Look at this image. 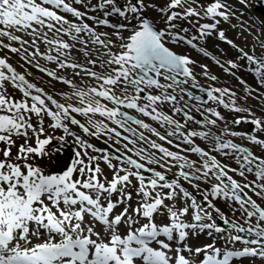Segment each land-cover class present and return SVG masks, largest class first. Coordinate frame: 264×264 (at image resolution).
<instances>
[{
	"label": "snow or ice",
	"instance_id": "snow-or-ice-1",
	"mask_svg": "<svg viewBox=\"0 0 264 264\" xmlns=\"http://www.w3.org/2000/svg\"><path fill=\"white\" fill-rule=\"evenodd\" d=\"M227 8L225 0H97L96 4L91 0H0V51L18 54L24 64L71 87L72 92L62 93V99L75 98V103L59 102L0 58V264H243L244 260L264 264V206L248 194L264 201V155L225 139L240 138L264 152V119L251 108L239 106L231 89L202 88L191 67L196 61L167 46H189L211 59L244 86L242 100L255 99L264 106L260 91L264 51L260 56L250 54L227 39L218 28L221 20L230 18ZM150 9L158 14V21L146 15ZM201 19L211 22L200 23ZM180 22L196 28V34ZM101 26L111 31L98 33L96 27ZM209 37L235 48L236 60L222 63L198 46ZM40 44L48 51L41 52ZM73 51L83 54V63ZM38 58L97 83L80 88L57 75V69L41 66ZM96 67L99 72L93 70ZM199 67L207 79L218 80L207 65ZM241 69L252 74L259 87L252 88L233 71ZM9 86L21 97L13 96ZM189 86L205 92L206 99L193 94ZM209 102L232 113H247L231 123L254 127L248 132L232 130L216 108L205 107ZM164 104L171 106V114L160 110ZM193 107L203 119L195 120ZM121 109L150 118L166 134ZM73 114L89 117L94 131ZM90 114L105 117L130 135L122 136L121 131L93 121ZM177 114H182L183 123L174 119ZM45 117L51 121L48 128L62 130L63 135H48ZM218 120L225 127L216 135L208 126H217ZM193 121L207 130L188 129ZM69 125L78 126L85 136L108 135L116 144L124 140L125 152L96 148ZM132 125L149 130L178 151L137 133ZM69 136L75 145L70 165L62 172H46L50 163L59 162L58 154L64 152ZM196 138L209 141L211 147L201 148ZM89 149L99 154L91 155ZM101 161L111 171V179ZM174 167L178 170L170 179L167 173ZM221 201L234 219L218 206Z\"/></svg>",
	"mask_w": 264,
	"mask_h": 264
},
{
	"label": "rangeland",
	"instance_id": "rangeland-1",
	"mask_svg": "<svg viewBox=\"0 0 264 264\" xmlns=\"http://www.w3.org/2000/svg\"><path fill=\"white\" fill-rule=\"evenodd\" d=\"M69 2H70V0H69ZM91 3L96 4L97 0H91ZM81 8H83V7L81 6ZM88 14L89 15H96V13H93V12H89ZM229 16H230V18L228 20L229 26L223 25V28H224L223 30L226 34V37L231 38L233 43L236 44L239 48H243L244 51L250 52V54L254 51L257 56H260L262 51H264V49L261 48V45H264V35L259 31L258 28H255V26L252 25L244 17V15H242L239 11H237V13H234L233 16L232 15H229ZM259 20L262 23V25L264 26V20L262 18H260ZM89 24L92 25V21H90ZM96 31L99 33V32H108L111 30L106 28V27L101 26V27H96ZM127 34H128L127 32H124L125 36H127ZM49 35L51 36V33ZM26 38H28V39H26ZM212 38L213 37L207 38L208 43L207 42H205V43H206V45H208L209 42L212 44L211 48H213L215 53L222 58L221 60L223 62H225L227 60H232V59L236 60L237 56L239 55V52L235 48L230 47L228 44H225L224 42H221L218 39L214 38V40H213ZM24 39L29 40L30 37L25 35ZM63 39H65L69 43H71V41L68 40L67 36L63 37ZM5 43H8V41L6 39H5ZM13 46L19 47V45L15 44V43H13ZM77 47L79 48L81 46L77 45ZM89 47H91V45H89ZM40 50L42 52L48 51V49L43 51L42 48ZM113 50L116 51L117 49H113ZM0 52H2L4 54V56L13 65V67L16 69L17 72L22 73V74H24V73L28 74V70H29L32 73L33 78L36 81L40 82L42 85H44L45 90L47 92H49V93L52 92L55 95V97L61 103H75V98H73L71 100H64L61 97L62 93H69L70 94L72 92L71 87L62 84L59 81L52 80L47 75H42L41 73H39L37 71V69L35 67L24 64V61L20 59V56L18 54H13V53L9 52L7 49L0 51ZM49 54H55V53L49 52ZM72 55L81 63H83L85 60V58L81 52L73 51ZM92 58L93 59L96 58V53H92ZM38 60H39V64L45 68L57 69V66L54 63L48 62V61L44 60L43 58H38ZM203 60H204L203 58L199 59L197 65H201V64L207 65L208 69L210 70V74L216 75L218 77V80L214 82V81L207 79L205 76L202 75V69L199 66H195V71L198 74L197 76L203 77L208 82L209 87L211 86V87H216V88L217 87L218 88H225V87L226 88H233L235 90V92L237 93V96H236L237 104L239 106H242L245 108H251L252 112H254L257 117H261L262 119H264V110H262V108H264V106H262L255 99L249 98L246 101L242 100L241 97H243L245 95L244 86L241 85L239 83V81L234 76L224 73L223 69L220 68L219 66H217L216 64L211 63V62L208 63V62L203 61ZM239 63L244 64L245 61L241 60V61H239ZM22 64L24 65L23 67H21ZM89 67H91V66H89ZM26 69H27V71H26ZM93 70H95L97 72L100 71L99 67H96ZM234 71H236L237 76H239L240 78L245 80L246 83L249 86H251L252 88L253 87L254 88L259 87L257 80L254 78V76L252 74H250V73H248L242 69L241 70H234ZM57 75L65 76L66 78L72 80L73 83L80 88L90 87V86L94 85L92 83H95V84L97 83L95 80H93L89 77H84L83 79H81L80 77L74 76L71 69H64V70H58L57 69ZM261 89H262V92H264V88H261ZM9 92H11L12 95L15 96L16 98L21 97V93L18 90L13 91L10 86H9ZM102 102H104V101H102ZM214 106L218 107L216 104H214ZM93 115L96 117H100L99 114H93ZM228 116H229V118L227 119V121H228L227 126L229 128H235L234 125L231 124V122L239 116H247V113L228 112ZM79 119L82 120L85 124H87L88 118H85V117L79 115ZM102 119L105 120V117H102ZM50 123H51L50 119L45 117V129H46V132L48 135H55L57 137L60 135H63L62 130H56L55 132H53L52 129L48 128V124H50ZM224 126H225V124H224ZM69 127L78 129V127H76L75 125H69ZM253 127L254 126H252L250 129H252ZM210 129L213 133L217 132V130H215L214 128H210ZM239 129H246V128H244V126H242V125H239ZM246 131L248 132L249 129H246ZM76 134L80 135L78 133H76ZM261 137L264 138V134H262ZM67 138L70 139L71 141L73 140V138L71 136L66 137V139ZM88 151L91 155H98L97 153H94V151H91L90 149ZM13 155H15V149L13 150ZM58 155L60 156L59 162L58 163H50L49 169H45L46 172H48V173L49 172H62L61 169L63 168L62 165L64 164V162L66 160V155L65 154H58ZM258 155H264V154H258ZM220 159H223V158L220 157ZM45 160H46V158H45ZM225 162L231 163V165H235V164H233L232 161H225ZM113 163H117V161H113ZM40 166H41V164H40ZM100 166H101V168H103L104 174L110 179L111 178V171L107 168V166L102 161L100 162ZM50 168L57 169V170L51 171ZM230 174H232V173H230ZM234 178L241 179L239 176H234ZM249 179H252V177L250 176ZM133 183H135V181H133ZM248 194L252 195L253 199H257V202L262 204V206H264V201H260L251 192H249ZM218 206H220L222 208V210L229 217H231L233 219L235 218L232 216V214L228 210V208L223 205V201H221ZM115 211L118 213L120 211V208L116 209ZM238 215H239V213L236 214V216H238ZM203 239L207 240L208 242L211 241V238H208V237H204ZM217 246H222V245L218 244ZM235 247L240 248V247H242V245L237 244V245H235ZM243 264H249V261L244 260ZM256 264H261V262L259 260H257Z\"/></svg>",
	"mask_w": 264,
	"mask_h": 264
},
{
	"label": "flooded vegetation",
	"instance_id": "flooded-vegetation-1",
	"mask_svg": "<svg viewBox=\"0 0 264 264\" xmlns=\"http://www.w3.org/2000/svg\"><path fill=\"white\" fill-rule=\"evenodd\" d=\"M108 122H110V123H112L111 121H108L107 120V123ZM184 122V120H181V123H183ZM110 128H112V126L110 125V124H107ZM159 127H160V125H159ZM194 127H196V128H199V130H206V129H201V127H200V125L199 124H197V123H195L194 121L193 122H188V124H187V128L188 129H193ZM160 130H161V134H166V129L165 128H162V127H160L159 128ZM110 135V134H109ZM106 139H107V141H109L110 143H112L113 145H115V146H117V147H119V148H121V149H124V147H123V144H125V142L122 140L121 141V143L120 144H116L115 143V138L113 137L112 139H109V136L108 135H106ZM175 142V141H174ZM195 143L197 144V145H199L201 148H204V149H208V148H210L209 147V141H204V140H201V139H199V138H196V140H195ZM182 147H187L186 145H181ZM129 147H131V146H129ZM172 148H174V147H172ZM125 150V149H124ZM177 151H178V149H177ZM190 158L191 159H197V157L195 156V155H190ZM151 166H154V167H156L155 165H151ZM173 170L175 171V172H177V168H173Z\"/></svg>",
	"mask_w": 264,
	"mask_h": 264
},
{
	"label": "water",
	"instance_id": "water-1",
	"mask_svg": "<svg viewBox=\"0 0 264 264\" xmlns=\"http://www.w3.org/2000/svg\"><path fill=\"white\" fill-rule=\"evenodd\" d=\"M255 8L258 9L264 15V0H262L260 3L257 2Z\"/></svg>",
	"mask_w": 264,
	"mask_h": 264
},
{
	"label": "bare ground",
	"instance_id": "bare-ground-1",
	"mask_svg": "<svg viewBox=\"0 0 264 264\" xmlns=\"http://www.w3.org/2000/svg\"><path fill=\"white\" fill-rule=\"evenodd\" d=\"M71 19H74V18H71ZM19 35H22L24 38H25V35H23L22 33H20ZM27 39V38H26Z\"/></svg>",
	"mask_w": 264,
	"mask_h": 264
}]
</instances>
